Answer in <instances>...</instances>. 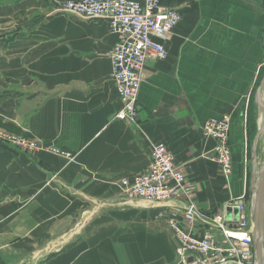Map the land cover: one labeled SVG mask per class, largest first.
<instances>
[{
	"label": "crops",
	"instance_id": "1",
	"mask_svg": "<svg viewBox=\"0 0 264 264\" xmlns=\"http://www.w3.org/2000/svg\"><path fill=\"white\" fill-rule=\"evenodd\" d=\"M64 1L0 0V127L43 147L31 155L0 144V264H174L163 207L125 194L120 180L143 172L162 142L196 183L201 211L221 212L241 193L264 70V0H159L180 19L166 57L146 62L134 123L115 118L116 35L104 19L57 11ZM224 114L228 177L202 133Z\"/></svg>",
	"mask_w": 264,
	"mask_h": 264
},
{
	"label": "built area",
	"instance_id": "2",
	"mask_svg": "<svg viewBox=\"0 0 264 264\" xmlns=\"http://www.w3.org/2000/svg\"><path fill=\"white\" fill-rule=\"evenodd\" d=\"M57 11L82 20L107 21L110 31L116 35V42L108 52L112 79L121 103L115 118L134 123L138 117L137 93L146 62L166 57L165 42L179 22V13L162 6L159 0H66ZM229 128L227 114L202 124L204 137L214 141L208 159L225 177L232 172ZM248 141L245 132L242 191L218 213L201 211L195 205L192 197L197 185L188 179L185 169L176 163L165 143L152 146L149 163L143 172L121 178L125 194L163 207L159 215L176 242L174 264H256L248 183ZM0 144L31 155L43 148L36 139L2 127ZM49 150L71 159L67 152L53 147Z\"/></svg>",
	"mask_w": 264,
	"mask_h": 264
},
{
	"label": "water",
	"instance_id": "3",
	"mask_svg": "<svg viewBox=\"0 0 264 264\" xmlns=\"http://www.w3.org/2000/svg\"><path fill=\"white\" fill-rule=\"evenodd\" d=\"M264 90V72L254 94L257 106L259 92ZM264 121V101L258 106L251 137V169L249 176V196L253 217V249L256 264H264V149L259 160L261 125ZM229 212V209H227ZM236 209L234 212L236 213Z\"/></svg>",
	"mask_w": 264,
	"mask_h": 264
},
{
	"label": "rangeland",
	"instance_id": "4",
	"mask_svg": "<svg viewBox=\"0 0 264 264\" xmlns=\"http://www.w3.org/2000/svg\"><path fill=\"white\" fill-rule=\"evenodd\" d=\"M264 72V71H263ZM263 72H262V74H263ZM262 74H260V77H259V79H258V82H257V87H258V85H259V83H260V80H261V77H262ZM257 89V88H256ZM251 130H252V127H251ZM264 131V130H263ZM11 132V131H10ZM12 133H14V132H12ZM251 134H252V131L250 132V137H251ZM249 136V135H248ZM260 144H259V160L261 159V157H262V151H263V149H264V132L262 133V135L260 136V142H259ZM248 156H249V159L248 160H250V157H251V146H250V149H249V153H248ZM250 163V162H249ZM249 163H248V165H249Z\"/></svg>",
	"mask_w": 264,
	"mask_h": 264
},
{
	"label": "bare ground",
	"instance_id": "5",
	"mask_svg": "<svg viewBox=\"0 0 264 264\" xmlns=\"http://www.w3.org/2000/svg\"><path fill=\"white\" fill-rule=\"evenodd\" d=\"M264 101V90L262 89L260 92H259V95H258V99H257V107ZM264 121L261 125V133H260V136L262 135V133L264 132Z\"/></svg>",
	"mask_w": 264,
	"mask_h": 264
},
{
	"label": "trees",
	"instance_id": "6",
	"mask_svg": "<svg viewBox=\"0 0 264 264\" xmlns=\"http://www.w3.org/2000/svg\"><path fill=\"white\" fill-rule=\"evenodd\" d=\"M264 71V70H263ZM262 71V72H263ZM262 72H261V74H262ZM250 129H251V127H250ZM250 134V133H249ZM248 134V135H249ZM251 137H252V134H251ZM251 137L250 136H248V142H249V146H251ZM248 183H249V176H248ZM15 208V206H13V207H10V209L9 210H5L3 213L4 214H9L13 209Z\"/></svg>",
	"mask_w": 264,
	"mask_h": 264
}]
</instances>
